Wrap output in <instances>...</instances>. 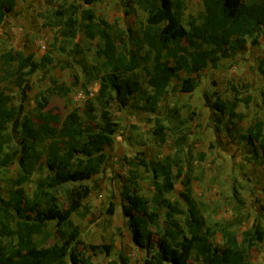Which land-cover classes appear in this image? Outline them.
Instances as JSON below:
<instances>
[{
    "label": "trees",
    "instance_id": "16d2710c",
    "mask_svg": "<svg viewBox=\"0 0 264 264\" xmlns=\"http://www.w3.org/2000/svg\"><path fill=\"white\" fill-rule=\"evenodd\" d=\"M103 1L84 0L88 8L82 11L85 37L98 38L101 42L97 57L103 60L105 75L100 79L96 95L100 110L97 117L86 121L78 111L66 118L53 111H40L36 116L38 121L25 116L21 148L13 150L8 130L20 110L12 104L6 89L0 87V145L11 150L5 157L0 156V167L6 169L19 158L21 168L29 175L40 165L49 171L37 184L39 204L35 207H24L23 189H12L7 200H0V264H92L95 256H111L114 244L80 243L81 231L72 218L81 213L83 202L91 195L92 189L85 183L101 174L108 161L106 148L114 144L118 133L120 125L112 117V105L126 109L137 98L143 110L154 114L168 94L173 78L181 82L182 92L193 93L197 88L196 79L191 76L194 72L219 68L223 60L244 51L249 39L264 30V0H201L202 17L188 20V0H127V16L136 9L146 14L145 25L139 31H121L100 23L92 7ZM16 4L17 0H0V26L14 12ZM63 12L60 16L66 21L60 34L66 40L73 39L79 10ZM127 38L136 49L129 46ZM185 42L192 47L181 53L179 49ZM196 44L201 48L195 49ZM154 53L161 56L156 63H153ZM12 56L13 51L5 55L6 64ZM52 63L53 58L47 55L41 68L46 69ZM139 69H144L149 77L151 91L144 89L137 73ZM181 73L186 77H181ZM236 108L234 102L215 103L217 112L229 117L232 123L243 119ZM171 114L181 126L185 125L177 111ZM159 126V131H163L164 126L160 123ZM161 136L165 142L164 135ZM240 140L256 152L259 146L264 147V120H257L240 135ZM184 141L186 137H178L177 144ZM43 148H46L45 156L40 152ZM138 164L152 174L154 194L148 199L125 186L123 213L134 244L145 252L144 264H192L193 260L203 264H251L249 250L264 241L261 225H254L241 239L227 227L213 228L207 224L193 196L192 180H182V163L166 157L156 162L142 159ZM180 180L185 190L179 194L181 201L173 200L171 195ZM60 189L65 193L66 209L61 207L56 195ZM141 208L151 211L144 224L136 214ZM160 212H165L164 225L158 219ZM51 223H56V238L62 243L58 251L37 241L39 236H55L49 230ZM218 233L225 238L222 245L213 243ZM109 264H130V261L119 255V261Z\"/></svg>",
    "mask_w": 264,
    "mask_h": 264
},
{
    "label": "rangeland",
    "instance_id": "374dc122",
    "mask_svg": "<svg viewBox=\"0 0 264 264\" xmlns=\"http://www.w3.org/2000/svg\"><path fill=\"white\" fill-rule=\"evenodd\" d=\"M126 1L104 0L92 8L103 25L108 24L121 31H139L145 25L146 14L136 9L134 14L127 16ZM72 6L79 10L75 16L76 36L66 40L60 34L66 21L62 16L66 9L74 12ZM87 8L84 0H17L16 9L0 26V87L6 89L12 104L20 110L8 130L13 150L21 148L25 116L36 119L40 111H53L66 118L78 111L83 119L89 121L99 114L96 95L105 71L103 60L97 57L100 40H90L83 32L82 11ZM203 13L201 0H188L187 20L190 17L200 19ZM128 38L129 46L136 49ZM41 43L46 45L45 51ZM190 47L192 44L185 42L179 51L186 52ZM194 47L201 48L199 44ZM11 51L12 59L6 64L5 55ZM47 55L53 58V63L46 69L41 68L42 59ZM152 57L153 63L161 60V56L155 53ZM263 71L264 30L249 39L244 51L223 60L219 68L208 67L194 72L191 76L196 79L197 88L193 93L182 92L181 82L173 78L168 94L154 114L143 110V104L137 98L126 109L114 103L111 114L120 126L114 144L106 148L108 161L101 174L85 183L91 187L92 193L83 202L81 213L72 218L83 233L80 243L114 244L118 255L129 253L135 264L144 261L146 255L132 244L123 213L125 186L132 187L148 199L154 194L152 174L137 165L142 159L156 162L170 157L182 163V180H192L194 197L209 226L224 228L232 220L243 223L247 221L244 220L246 216L264 225V147L259 146L256 152L240 140V135L257 120H264ZM137 73L144 89L151 91L144 69ZM181 76L186 75L181 73ZM21 81L23 84L19 86ZM90 91L95 93L94 97L89 96ZM81 93L87 95L86 99L78 100ZM217 101L236 103V112L243 119L230 122L229 117L215 109ZM173 111L178 112L184 126L171 118ZM159 123L164 126L161 132ZM178 137H186V141L178 145ZM9 151L0 145L1 157ZM40 152L45 156L46 148ZM48 173L47 167L40 165L32 175L27 174L21 168L19 158L6 169L0 167V200H7L12 189H23L24 207H35L39 204L37 184ZM182 180L171 195L173 200L181 201L179 194L185 190ZM234 186L238 187L236 194H233ZM56 195L61 207L66 209L64 190L60 189ZM182 204L186 207L183 201ZM150 212L144 208L136 211L142 224ZM158 219L164 225L165 212H160ZM56 229V223H51L49 230L55 236H39L38 243L58 251L62 243L56 238ZM213 243H225L222 233L216 235ZM256 251L263 257L264 244ZM258 254L251 252L250 259L259 258ZM191 263L203 264L196 260Z\"/></svg>",
    "mask_w": 264,
    "mask_h": 264
},
{
    "label": "crops",
    "instance_id": "0c3cea01",
    "mask_svg": "<svg viewBox=\"0 0 264 264\" xmlns=\"http://www.w3.org/2000/svg\"><path fill=\"white\" fill-rule=\"evenodd\" d=\"M186 75V74H185ZM182 77V76H181ZM186 77V76H185ZM184 78V77H183ZM262 165L264 166V162L262 161ZM257 186V185H256ZM257 190H258V192L260 193V191H261V189H260V187L258 186L257 187ZM238 192V187H235L234 186V188H233V194H236ZM193 196H194V189H193ZM195 198V197H194ZM196 200V199H195ZM197 201V200H196ZM198 203V202H197ZM198 206H199V204H198ZM199 209H200V207H199ZM201 210V209H200ZM202 212V211H201ZM202 214H203V212H202ZM205 217V216H204ZM206 218V217H205ZM247 219V221H244L243 223H240L239 221H235V220H232V221H228L227 223H226V227L228 228V230H229V232L230 233H234V234H237L239 237H240V239L242 238V235H243V233L244 232H246V231H249V230H251L252 228H253V226L254 225H261L263 228H264V225L263 224H260L259 223V221H256V222H254V220L255 219H250V217L249 216H246L245 217V219L244 220H246ZM207 220V219H206ZM208 224V223H207ZM127 227H128V224H127ZM130 232V231H129ZM219 234V233H218ZM217 234V235H218ZM82 236H83V233L81 232V238H82ZM223 236V235H222ZM130 238H131V241L133 242V240H132V235H131V233H130ZM132 244H134V242L132 243ZM264 244V241H263V243H261V244H259L257 247H253V248H251L250 250H249V260H250V263L251 264H264V256L263 257H261L260 256V253L258 254V252L256 251L257 249H259L262 245ZM99 245H101V244H99ZM104 245H106V244H104ZM135 245V244H134ZM134 245H132V246H134ZM136 246V245H135ZM136 248L140 251V252H144V251H142L139 247H137L136 246ZM117 252H118V249L116 248V246L114 245V251H113V253L111 254V256H107V255H98V256H95V257H93V259H92V264H109L110 262H113V261H119V255H124L129 261H130V264H135V261H134V259H132V256L129 254V253H126V254H123V253H119V255L117 254ZM251 252H253V254H258L259 255V258H257V259H253V260H251L250 259V253ZM145 253V252H144ZM100 258H103V259H100ZM145 259H146V256L144 257V261H145ZM98 260H100L99 262H98ZM258 260H260L259 262H258ZM144 261L143 262H141L140 264H144ZM262 261V262H261Z\"/></svg>",
    "mask_w": 264,
    "mask_h": 264
},
{
    "label": "built area",
    "instance_id": "2783aa9c",
    "mask_svg": "<svg viewBox=\"0 0 264 264\" xmlns=\"http://www.w3.org/2000/svg\"><path fill=\"white\" fill-rule=\"evenodd\" d=\"M41 47H42V49L44 51L47 49L46 45H44L42 43H41ZM89 96L94 97L95 96V93L90 91ZM86 97H87V95L85 93H81L78 96V100H84V99H86Z\"/></svg>",
    "mask_w": 264,
    "mask_h": 264
}]
</instances>
